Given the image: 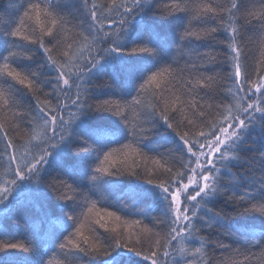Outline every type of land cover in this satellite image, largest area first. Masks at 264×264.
Listing matches in <instances>:
<instances>
[{"label":"snow or ice","instance_id":"obj_1","mask_svg":"<svg viewBox=\"0 0 264 264\" xmlns=\"http://www.w3.org/2000/svg\"><path fill=\"white\" fill-rule=\"evenodd\" d=\"M81 2L86 4V0ZM261 2L264 3V0ZM229 5L214 7L212 3H207L201 6L189 3V0H169V2L149 0L147 5L144 0H130V4L129 0H121L119 4L116 0H112L111 6L93 4L87 13L86 26L83 22L80 25L87 35L79 34L84 41H89L91 38L89 46L87 49H80L77 44V51H74L71 43H62L64 21L48 10L60 7L57 0H48L45 16L50 19L46 20H41L38 11L40 5H32L39 26L33 27L31 35H25L19 27L13 30L11 25L6 24L8 31L7 33L0 31V38L5 36L12 38L20 51L14 52L9 49L7 55L0 53V61L4 62L3 67H0V76L3 77V83L10 86L11 94L9 102L4 107L15 105L16 97L23 94L33 97L30 112L36 113V117L24 113L21 120L31 129L34 126L33 121L38 119L42 124L45 138L42 139L40 135L30 136L27 141L17 145L9 138V132L4 130V125L0 124V137L4 145L0 148V159L7 156L14 177L5 181V186H0V210L8 207L11 202L10 197L19 200L28 191L38 190L34 188L32 178H41L42 181L41 173L47 171L45 166L52 167L53 163L59 164L58 157L64 150L61 145L67 148L71 142L65 135L70 128L73 132L68 133L69 136L79 128L83 136L94 139L96 146L92 147L88 145V140L76 134L79 143L85 145L81 150L84 157L94 156L102 165L95 169L97 176L100 173H105L109 177L121 175V170L117 167L119 161L113 157L117 152L131 149L132 146L123 145L122 149L109 148V144L115 142L110 139L109 130L88 125L89 118L98 119L101 118L98 114L111 111L109 106L113 101L94 100L92 89L86 85L106 69L111 68L113 78L118 79L124 72L130 74L134 61H143L144 66L139 69L135 77V80L141 83L138 87L133 83V89L141 95L152 89L151 94L156 103L152 105L149 122L167 133L165 139L175 143L177 151L182 154L176 158L182 170L174 173L172 167L156 161L159 164L156 174L165 177L159 182L147 178L152 175L150 171L143 180L136 171L128 174L139 181L134 198L150 199L160 206L163 219L149 218L153 219L156 227L166 229V232L160 237L158 232L145 226L133 239L132 232L125 234L120 229L121 225H126L128 222L109 212L107 216L118 222L116 227H109L102 223L101 219L95 221L99 228L105 230L106 245L90 244L89 238L85 237L82 231L84 225L81 224L76 229V235L82 238L85 246L81 247L79 243L73 241L74 251H69L78 259L95 255L99 257V264H169V261L171 264H210L203 250L216 245L200 237L202 230L209 233L218 231L219 235L231 239L234 243L246 242L247 233L241 232L239 228L225 229L226 216L213 211L209 204L223 199L226 205L233 208L231 213L233 216L254 213L264 217V153L254 158L261 162L258 165L243 158V154L254 151L249 142L254 132L259 131L260 137L264 139V75L257 74L256 80L250 78L242 32V29L253 26L254 22L259 27V31L264 33V11L256 15L245 9V0H229ZM106 7L111 15L105 14ZM242 11L245 14L238 15ZM146 12L153 14L152 24L147 26V40L144 31L136 32L135 36L132 34L135 31V22L139 21L143 24L142 17ZM25 15L27 16L28 13L26 12ZM101 16L107 23L101 22ZM127 17H131L133 23H130ZM20 23L22 24L23 21ZM161 25H167L173 34H177L179 41L187 45L190 50V63L180 71H186L190 76L193 72L199 74L191 76L184 82L185 94L195 96L202 92L201 99L208 97L215 100L219 97L221 100L218 104L201 105L206 111H198L196 104L190 103L197 119L207 126V131L201 130L191 134L189 131L182 132V127L195 126L193 120L183 116V102L181 107H177L175 104L170 105L165 98V93L171 92L169 87L171 81H163L162 74L167 72L173 76V79L175 74L171 68L156 67L165 52V42L156 31ZM105 28L114 30L104 31ZM220 35L225 37L224 41L218 40ZM46 40L51 47L46 46ZM203 40L214 41L221 45L224 53H217L214 50L199 51L198 43ZM104 44L108 47H101ZM64 48L67 50L62 51ZM36 52L42 54L45 66L55 73L51 79H41L39 73L26 67V63L32 60ZM54 52L58 58L54 57ZM221 55L223 60L219 61L217 57ZM81 58H83L82 67L73 74L69 66ZM192 60L196 62L192 63ZM9 62L18 65L23 71L11 68ZM218 63L227 66L226 79L231 82L223 90L213 87L214 82L218 83L216 76L205 75L202 71L215 67ZM45 87H51V93L44 92ZM37 93L50 95L56 101L55 108L50 106L51 100H41ZM176 99L179 101V97ZM225 100H230L231 103H225ZM134 103L139 104L140 101L135 100ZM157 106L160 108L159 112L155 111ZM72 107L77 109L79 116H75L70 111ZM65 115L69 117L68 120H65ZM116 115L123 119V113L117 111ZM209 115L214 117V121H208ZM77 120L79 124L76 123ZM121 131L123 132V129ZM143 131L145 130L141 129V133ZM135 135L133 133L134 138ZM33 140L37 143L33 144ZM144 140L141 134L140 141L143 148H148L149 151L158 152L162 146L160 144L153 146ZM51 141L56 143L53 144ZM45 144L47 147L43 146ZM49 148L56 151V156L48 150ZM105 148L109 150L104 151ZM135 151L138 155H146L140 148ZM184 157L187 159L185 160ZM103 165L108 166L103 167ZM230 166L247 167L237 176L231 171ZM257 169L259 178L253 179ZM68 175L71 179H76L75 172ZM97 176H93V179L95 180ZM226 176L229 177L227 181ZM245 182L247 187H244ZM50 186L53 190L63 188L76 192L72 185L59 175L52 177ZM61 196L67 200L72 199L66 192H61ZM91 211L90 208L89 212ZM133 224L140 225L141 221H134ZM221 229L223 231H220ZM259 235L261 241H264V231ZM181 240L199 246L194 247L188 254H185V249H179V254L174 255L177 252L175 245ZM218 246L226 250L229 247L223 244ZM66 247L65 244L60 245L61 250ZM8 249H19L26 253L34 251L23 243L7 242L0 246V251ZM8 264L15 262L9 261Z\"/></svg>","mask_w":264,"mask_h":264},{"label":"trees","instance_id":"obj_2","mask_svg":"<svg viewBox=\"0 0 264 264\" xmlns=\"http://www.w3.org/2000/svg\"><path fill=\"white\" fill-rule=\"evenodd\" d=\"M116 2L119 4L121 0H116ZM144 2L147 5L149 0H144ZM163 2H169V0H163ZM47 3L48 0H0V31L7 33L8 28L5 25L9 24L13 30L19 27L25 35H31L33 27L39 26L35 19V13L32 11V5H40L38 11L40 12L41 20H46L50 19L45 16ZM57 3L60 7L48 10L52 11L58 19L64 21L62 43H71L74 51H77V44L80 49H87L91 40L89 38V41H84L79 35L80 33L87 35L84 28L80 25L83 22L86 26L88 10L91 9L93 4L111 6L112 0H86V4L82 3L81 0H57ZM189 3L201 6L212 3L214 7L216 5L230 6L229 0H189ZM245 9L259 15L261 11H264V3L261 0H245ZM26 12L28 13L27 16L25 15ZM105 14L111 15V13L107 12V7L105 8ZM243 14L245 13L242 11L238 15ZM249 18L251 19V17ZM100 19L102 23H107L103 16ZM127 19L130 23H133L131 17H127ZM142 19L143 24H140L139 21L135 22V31L132 34L135 36L136 32L144 31L145 40H147V26L151 25L153 21L152 12H146ZM20 21H23V23L21 24ZM112 30L114 29H104V31ZM156 31L159 33L161 40L165 42V52L156 67L158 69L171 68L175 74L174 79L167 72L162 74L161 79L163 81H171L169 86L171 92H166L165 98L170 105L175 104L177 107H181V102H183V116L193 120L195 125L190 128L182 127L181 131H189L190 134L201 130L207 131V126L197 119L194 110L190 107V103L194 102L198 111H206V108L201 107V105L218 104L221 102L220 98L213 100L204 97L201 99L203 97L202 92L195 96L185 94L184 82L190 79L191 76L199 75L193 72L190 76L188 72L180 71L185 65L190 63V50L187 45H183L179 41L177 34H173L167 25L157 27ZM242 32L245 42L244 51L247 56L248 74L252 80H256L258 78L257 74L264 75V33L259 31V27L254 22L253 26L242 29ZM218 40L224 41L225 37L220 35ZM45 43L46 46L51 47L47 40ZM137 43L140 42L137 41ZM101 47H108V45L104 44ZM9 49L14 52L20 51L13 43L12 38L7 36L0 38V53L7 55ZM63 50L67 49L64 48ZM198 50L201 52L214 50L217 53H224V48L221 45L209 40L200 41ZM87 54V51H85V55ZM54 57L58 58L55 52ZM82 59L69 66L73 74H76L82 67ZM217 59L222 61L223 55L218 56ZM191 62L195 63L196 61L192 60ZM3 63V61H0V67H3ZM9 64L11 68L23 71L16 64H11V62ZM143 66V61H134L130 74L129 72H124L119 75L118 79L113 78L111 68L106 69L104 72L98 73L92 78L91 83L86 85L92 89L91 94L94 100L110 99L113 101V104L109 106L112 109L111 111L98 114L101 117L98 119L89 118L87 121L88 125L90 127L100 126L109 130L110 139L115 141L109 144V148L122 149L123 145L132 146L131 149H123L117 152L113 157L119 161L117 167L120 168L121 175L109 177L105 173H100L97 176L95 169L102 165L94 156L84 157L81 150L85 145L79 143L76 134L88 140V145L92 147L96 146L94 139L83 136L79 128H76L75 133L69 136L68 133H72L73 129H68L65 135L71 142L67 148L61 145L64 150L58 157L59 164L53 163L52 167L45 166L47 171L41 173L42 181L41 178H32L34 188L38 190L28 191L19 200L10 197L11 202L8 207L0 210V246L7 242L23 243L34 249V251L27 253L19 249L0 251V264H8L9 261H14L15 264H40L41 261L42 264H99V257L95 255H87V258L78 259L69 250L74 251L73 241L79 243L81 247L85 246L82 238L76 235V229L81 224L84 225L82 231L84 236L89 238L90 244L106 245L107 242L104 239L105 230L99 228L95 221L101 219L102 223L107 224L109 227H116L118 222L114 218L107 216L109 212L115 213L123 221L128 222L126 225H121L120 229L125 234L132 232L133 239L145 226L153 229L154 232H158L160 237L164 236L166 229L156 227L153 219L149 218L152 217L155 220L163 219L160 206L150 199H135L134 193L137 191L136 185L139 181L136 177L128 174L131 171H136L140 179L143 180L146 173L150 171L152 175L147 176V178L159 182L165 177L156 174V170L159 169V164L156 161H159L160 164L166 163L168 167H172L174 173L182 170L180 163L176 159L182 154L177 151L175 143L165 139L167 133L149 122V114L153 110L152 105L156 103L151 94L152 89H149V92L143 95L133 89V83L137 87L141 83V81L135 80V77ZM26 67L33 72L39 73L41 79H51L55 75L54 72H51L45 66L40 52L35 53L32 60L26 63ZM202 71L205 75L217 77L218 83L214 82L213 84V87L217 89L223 90L231 83L226 79L227 66L218 63L215 67ZM9 87V85L3 83V77L0 76V124L4 125V130L9 132V138L13 139L17 145L22 141H27L30 136L40 135L44 139L43 127L38 119L33 121L34 126L31 129L27 123L21 120V116L24 113H30L31 117H36V113L30 112L33 97L23 94L16 97L15 105L4 107L9 102L11 95ZM43 91L51 93L52 89L51 87H45ZM37 95L40 96L41 100H51L50 106L55 108L56 101L50 95L44 96L40 93H37ZM177 97H179V101H177ZM135 100H139L140 103H134ZM224 102L231 103L230 100H225ZM70 111L75 116H79L75 107H72ZM117 111L123 113V119L116 115ZM155 111H160L159 106L156 107ZM68 119L69 117L65 115V120ZM208 121H214V117L209 115ZM76 123L79 124V121L77 120ZM173 123L175 124V121ZM14 128L16 130H13ZM121 129H123V132ZM141 129L145 131L141 133ZM133 133L136 134L135 138ZM141 134L145 138L144 142H149L153 146L156 144L162 145L159 151H149L148 148H143V144L140 141ZM249 142L254 151L243 154V158L249 159L254 165H258L261 162L254 158L264 153V139L260 137L259 131H257L253 133ZM32 143L35 144L37 141L33 140ZM51 143L55 144L56 141H51ZM3 146L2 137H0V148ZM43 146L47 147L46 144ZM109 148H105L104 151H108ZM137 148L142 149V152L146 155H138L135 151ZM48 150L52 151L53 155L56 156V151H53L52 148ZM102 159L103 157H101ZM184 159L186 160L187 157H184ZM107 166L103 165V167ZM230 167L231 171L239 176L247 166ZM71 172L76 173L75 180L69 177L68 174ZM11 173L12 170L8 165L7 156H4L3 159H0V186H5V181L14 178ZM57 175L66 179L76 192L73 193L63 188L53 190L50 186V181L52 177ZM93 176H97V178L94 180ZM258 178L259 170L257 169L256 176L253 179ZM228 179L229 177L226 176L225 180L227 181ZM244 187H247V182H245ZM61 192H66L72 199H64L61 196ZM209 207L213 211L226 216L225 229L228 227H232L233 230L239 228L241 232L247 233L246 242L234 243L231 239L219 235L218 231L209 233L202 230L199 234L200 237L210 244L216 245L203 250L206 252L210 264H264V241H261L259 235L261 231H264V217L254 213L244 216H233L231 215L233 208L226 205L223 199H218L214 203L209 204ZM90 208L92 209L91 212H89ZM137 220L141 221L140 225L133 224ZM220 231H223V229ZM61 244H65L67 246L66 249L61 250ZM219 244L229 247L226 250L219 247ZM197 246L199 245H193L181 240L175 245L178 253H174V255L179 254V249H185V254H188ZM169 264H171V261H169Z\"/></svg>","mask_w":264,"mask_h":264},{"label":"rangeland","instance_id":"obj_3","mask_svg":"<svg viewBox=\"0 0 264 264\" xmlns=\"http://www.w3.org/2000/svg\"><path fill=\"white\" fill-rule=\"evenodd\" d=\"M177 253H178V251L175 254H177Z\"/></svg>","mask_w":264,"mask_h":264},{"label":"bare ground","instance_id":"obj_4","mask_svg":"<svg viewBox=\"0 0 264 264\" xmlns=\"http://www.w3.org/2000/svg\"><path fill=\"white\" fill-rule=\"evenodd\" d=\"M98 127H100V126H98ZM87 137V136H86Z\"/></svg>","mask_w":264,"mask_h":264}]
</instances>
